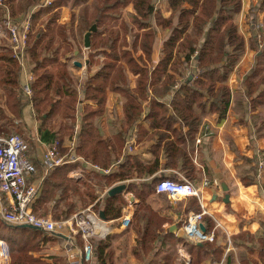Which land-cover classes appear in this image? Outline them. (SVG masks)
Segmentation results:
<instances>
[{
	"label": "crops",
	"instance_id": "0c3cea01",
	"mask_svg": "<svg viewBox=\"0 0 264 264\" xmlns=\"http://www.w3.org/2000/svg\"><path fill=\"white\" fill-rule=\"evenodd\" d=\"M7 1L11 3V10L18 12L20 16L16 17L19 18L26 13L24 11L22 14L24 4L30 5L34 0ZM160 1L165 2V6L159 7L156 1L157 11L169 16L172 12L169 0ZM257 1L253 0L252 3ZM37 6H30L29 10L35 8L36 11L39 9ZM250 6L251 1L246 7L243 0L242 11L237 17L239 31L244 35L247 47L226 81L231 90V101L223 116L209 111L210 105H207L206 111L198 106L188 109L196 116H201L198 124L180 119L171 122L148 120L153 99L165 101L168 117L175 112L171 101L181 83L188 81L192 85L199 77L202 78L198 74L196 61L192 58L190 66L193 72H189L190 67H187L182 75L176 74L173 89L164 96L155 90L151 73L147 78L148 85L141 92L138 85L140 74L131 71L123 60L119 61L127 72L129 96L136 99L138 108H131L121 91L112 88L109 83L104 112L94 122L92 134L95 139L88 147V152L94 158L109 163L106 168L90 162L77 152L84 109L86 106L98 107L95 101L85 98V82L101 68L105 55L99 53L90 64V47L85 48L84 41L80 43L81 53L77 55L79 43L75 41L77 36L74 33L79 30L78 8L58 6L43 13L36 25L44 26L56 12L59 13L50 25L55 28L56 36L61 41L57 66L59 62L69 61L78 86L79 102L74 123L72 119L60 121V117L44 122L38 117L32 102L22 109L21 116H17L16 109L11 106L13 102H8L9 93L0 84V132L8 135L12 128L18 129L19 134L29 142L28 156L37 167V172L29 178L30 182H35L39 187L38 196L33 202L34 211L44 216L59 214L65 217L68 214L64 213L65 210L71 209L72 216L95 204L99 209L94 208L100 211V206L110 195L109 190L125 184L122 191L125 198L122 213L116 219L106 220L111 230L106 238H102L107 244L106 254L112 258L111 264H170V257L173 264H264V176L261 179L257 176L255 183L245 182V179L249 180L253 175L251 163L246 158H257L258 149L264 153V103L251 106V101L264 90V82L254 93L242 99L247 90L248 75L256 65L258 50L263 48H259V43L258 49L249 44L251 31L246 18ZM132 12L131 3L122 16L129 18ZM43 17L47 19L42 22ZM241 21H244V26ZM57 26L68 29V39L64 40L57 35ZM165 32V29L158 28L150 58L145 57L141 49L137 51L135 57L140 66L153 69L158 64ZM130 44L128 41V46L123 47H129ZM69 47L76 57L71 58ZM101 50L109 51L107 48ZM11 56L15 63L10 61ZM16 60L10 41L0 36V66L20 65L21 86H25L34 79L29 49L25 52L24 65ZM204 98L208 99V94ZM65 122L66 125H72V128L60 129ZM54 140L60 141L61 154L71 159L47 170L42 157ZM129 142L132 143V150L127 149ZM123 163L131 167L133 175L121 180L116 175L121 173ZM150 170L153 172L150 173ZM163 177L175 180L187 178L196 185L200 195L174 198L165 192L152 190L148 192L147 200L141 201L142 182ZM131 182H134L135 191L128 190ZM9 201L7 197L6 202ZM193 212H204L201 224L205 232L214 233V240L198 241L187 237L183 226ZM124 216L131 218L128 225L122 224ZM149 223L161 226L159 241H153L152 251H144L142 248L143 254L139 250L135 255L134 248L140 239L138 228ZM54 234L57 239L44 245L58 259V264H98L95 262V249L92 260L84 263V241L80 234L73 235L68 229L60 235ZM162 241H165V245ZM156 249L159 251L156 252ZM164 257L168 259L163 260ZM47 260L53 262L51 258Z\"/></svg>",
	"mask_w": 264,
	"mask_h": 264
},
{
	"label": "trees",
	"instance_id": "16d2710c",
	"mask_svg": "<svg viewBox=\"0 0 264 264\" xmlns=\"http://www.w3.org/2000/svg\"><path fill=\"white\" fill-rule=\"evenodd\" d=\"M41 1L34 0L30 5L24 4L25 8H22V14L24 11L27 13L30 6L38 5ZM90 1L53 0L52 4L40 7L33 13L27 47L33 60L34 79L29 82L31 96H27L21 86L22 69L20 65L0 66V84L9 93L8 102H13L11 106L16 109L17 116H21L22 109L27 103L32 102L35 112L44 122H51L60 117V121L61 119H65V121L72 119L74 123L79 102L78 86L69 61L59 62V66H57L61 49L59 42L61 41L56 36L55 28L50 26L52 22H55L59 13L56 12L44 26L36 28V23L43 13L58 6L70 5V2H72V7H80L78 29L83 35L94 22L98 26V30L91 36L90 64L94 62V57L99 53L103 52L105 55L101 68L85 82V98L95 101L98 107L86 106L84 109L77 145L79 154L94 164L105 168L109 166L108 162L99 161L88 152L89 145L95 139L92 134L94 122L104 112V100L109 83L112 88L121 91L126 98L125 102L131 108H138L136 99L129 96L127 72L124 65L119 64L120 60L127 63L131 71L140 74L138 85L141 92H144L148 85L147 78L151 73L152 84L160 96H164L167 91L173 89L176 74L182 75L185 69L191 65L192 58L196 61L198 74L202 75L203 79L199 77L192 85H189L188 81L181 83L171 101L175 112L169 114L171 115L169 117L165 101L153 99V108L149 112L148 120L171 122L180 119L184 122L198 124L201 121V116H196L188 109L198 106L202 111H206L207 105H210L209 111L218 113L220 116L225 115L231 101V90L226 81L242 59L247 47L245 37L240 33L237 23V17L243 8V0H169L172 12L167 17L157 11L155 0H103L97 3L92 22L89 16ZM131 3L133 12L129 16V22L124 20L122 27L114 28L115 30H112L113 27H107L109 22L119 19L123 13L122 8ZM5 4L9 7L13 17L20 16L17 11L11 10V3L9 4L5 0ZM4 13L5 9L0 5V23L4 19ZM261 15L262 20H260ZM247 19L251 31L250 46L258 49V43L262 41L263 48L258 50L256 65L248 75L247 90L242 99L254 93L264 82L262 78L264 76V0L251 3ZM159 27L166 31L163 37L161 59L153 69L140 66L135 54L141 49L145 57H151ZM57 30V35L59 34L64 40L68 39L69 33L66 27L57 26ZM129 33H132V41L129 47L124 48L123 46H128V40L123 37ZM77 48L79 50L77 55H80L81 49L79 46ZM101 48H107L109 51L101 50ZM68 51L72 53L71 58L77 56L73 54L70 47ZM140 59L143 60L142 56ZM10 61L15 63L12 56ZM205 94H208V99L204 98ZM1 97L2 95L0 99ZM263 103L264 90L251 101V106L256 107ZM65 125L66 122L60 129L63 127L72 128V125ZM13 130L14 128L10 130V133L15 132ZM246 160L251 163L250 170L253 175L249 180L245 179V182L255 183L257 182V158H246ZM124 163L121 166V173L116 175L121 180L133 175L131 167ZM129 163L131 164L132 161ZM160 179L154 178L151 181L142 182L141 201L147 200L148 192L156 190V184ZM262 186L264 187V182ZM130 189L136 190L134 182L129 183L128 190ZM137 192L139 194V190ZM124 204L125 198L121 192L109 195L100 209L104 210L106 220L116 219L121 215ZM96 205L94 207L97 208ZM71 212L72 210L68 209L64 211V213H68L65 217H61L59 214L55 217L69 218ZM160 227V225L149 223L138 228L140 239L134 248L135 255L139 250L142 251V248L144 251L154 249L153 241L158 242L159 236H161ZM56 237L54 233L40 231L33 227L9 224L0 218V238L9 245L10 264H58V259L56 260V257L49 253L44 245L53 242L57 239ZM92 241L97 255L95 262L111 264L112 258L105 251V247H107L105 240L93 238ZM164 242L162 241V244ZM158 251L156 249V252ZM48 258L53 259V262H49ZM164 259L168 258L164 257ZM169 259L168 263L173 264L172 257Z\"/></svg>",
	"mask_w": 264,
	"mask_h": 264
},
{
	"label": "built area",
	"instance_id": "2783aa9c",
	"mask_svg": "<svg viewBox=\"0 0 264 264\" xmlns=\"http://www.w3.org/2000/svg\"><path fill=\"white\" fill-rule=\"evenodd\" d=\"M52 2L53 0H43L41 6L50 5ZM0 5L5 9L4 19L0 23V36L10 41L14 57L24 65L35 8L16 18L11 15L5 0H0ZM262 47L263 43L260 41L259 48ZM23 88L25 94L31 96L29 84L27 83ZM198 141L200 142V138ZM132 148V143L129 142L127 149L132 150ZM28 151L29 142L21 134L15 132L5 135L0 132V218L9 224L30 225L49 233L60 234L68 229L73 235L80 234L84 240L83 261H91L94 255L92 239L108 236L111 229L107 221L100 217V211L94 207H88L64 219L37 214L32 203L38 196L39 187L35 182L29 181V178L37 172V167L28 156ZM42 159L45 168L49 170L68 162L71 157L61 154L60 141L54 140L45 150ZM257 176L260 179L264 176V153L259 149ZM156 191L165 192L174 198L200 195L199 189L188 179L162 178L156 184ZM7 197L10 198L9 202H6ZM203 216L204 212H193L188 216L183 226L188 238L198 241L214 240L213 232L208 233L200 228ZM130 220V216H124L122 224L128 225ZM0 247V264H9L10 248L1 238Z\"/></svg>",
	"mask_w": 264,
	"mask_h": 264
},
{
	"label": "rangeland",
	"instance_id": "374dc122",
	"mask_svg": "<svg viewBox=\"0 0 264 264\" xmlns=\"http://www.w3.org/2000/svg\"><path fill=\"white\" fill-rule=\"evenodd\" d=\"M101 1H103V0H91L90 2H89V7H90V19H91V22L93 21V15H94V13H95V9H96V5H97V3H100ZM156 1L159 3V7H161V8H163L165 5V2H161L160 0H155V3H156ZM160 1V2H159ZM245 1V5H246V7H248L249 5H250V1H251V3H252V1L253 0H244ZM41 3H42V1L38 4V7L40 8V7H43L44 5H42L41 6ZM254 3V2H253ZM43 4V3H42ZM70 5H64V6H66V7H69V9H74V8H78V12L80 11V7H72L71 6V4H72V2H70L69 3ZM46 6H48V5H46ZM126 8V7H125ZM125 8H122V11H124L125 10ZM126 18V19H125ZM47 19V17H43V19H42V22L43 21H45ZM124 20H127L128 22H129V20H130V17L129 18H127V17H124V16H122V17H120L119 19H117V20H114V21H112V22H109L108 24H107V27H109V28H112V30H115L114 28H118V27H122V25H123V23H124ZM246 20H247V24H248V28H250V23L248 22V19L246 18ZM260 20H262V16H261V18H260ZM243 22V26H244V21H241V23ZM95 23V22H94ZM93 23V24H94ZM92 24V25H93ZM97 24V23H96ZM91 25V26H92ZM38 27H42L40 24H38V25H36V28H38ZM35 28V29H36ZM245 28V27H244ZM97 30H98V26H97ZM96 30V31H97ZM74 35H76L77 36V38H76V42H78L79 44L77 45V46H79V47H81V45H80V43H82L83 41H84V35L81 33V31L80 30H78V32L75 34L74 33ZM123 38H125V39H127L128 41H132V33L130 34H125L124 35V37ZM85 45V44H84ZM86 48V47H85ZM71 49V48H70ZM190 67V68H189ZM188 68H189V72H193L194 70H193V67L192 66H188ZM187 71V70H186ZM185 71V72H186ZM195 71H196V69H195ZM13 131H15L16 133H19L20 131L18 130V129H14ZM15 132H13V133H15ZM56 215L54 214L53 216H51L52 218H54V219H64V218H56L55 217ZM40 231H42V230H40ZM35 255H37L36 253H35ZM8 263L10 264L11 263V257L9 258V260H8Z\"/></svg>",
	"mask_w": 264,
	"mask_h": 264
},
{
	"label": "water",
	"instance_id": "95a60500",
	"mask_svg": "<svg viewBox=\"0 0 264 264\" xmlns=\"http://www.w3.org/2000/svg\"><path fill=\"white\" fill-rule=\"evenodd\" d=\"M97 30V24L94 23L90 28L89 30L86 32L85 34V37H84V44H85V47L86 48H89L91 46V36H92V33L95 32ZM78 65H82L81 62H77ZM125 189V184H119V185H116L114 187H112L110 190H109V194L110 195H115L117 193H121L123 190ZM99 215L100 217L103 219V220H106V215H105V212L104 210H100L99 212ZM25 227H32L30 225H23ZM200 228L201 230L205 231V228L202 224H200Z\"/></svg>",
	"mask_w": 264,
	"mask_h": 264
},
{
	"label": "bare ground",
	"instance_id": "6f19581e",
	"mask_svg": "<svg viewBox=\"0 0 264 264\" xmlns=\"http://www.w3.org/2000/svg\"><path fill=\"white\" fill-rule=\"evenodd\" d=\"M0 250H1V247H0Z\"/></svg>",
	"mask_w": 264,
	"mask_h": 264
}]
</instances>
